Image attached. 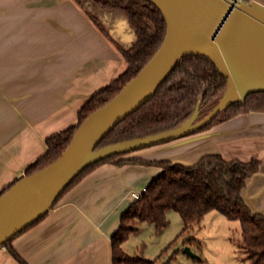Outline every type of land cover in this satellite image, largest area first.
I'll use <instances>...</instances> for the list:
<instances>
[{
    "label": "crops",
    "instance_id": "crops-1",
    "mask_svg": "<svg viewBox=\"0 0 264 264\" xmlns=\"http://www.w3.org/2000/svg\"><path fill=\"white\" fill-rule=\"evenodd\" d=\"M136 38L122 12L91 0L80 6L73 0H0V192L45 152L48 136L75 125L80 107L125 68L110 39L129 49ZM207 154L257 157L259 168L241 196L252 212L264 214V112L123 157L191 165ZM160 173L156 165L101 164L10 245L25 264H112L110 237L132 193L141 194ZM0 264L21 263L2 246Z\"/></svg>",
    "mask_w": 264,
    "mask_h": 264
},
{
    "label": "trees",
    "instance_id": "trees-1",
    "mask_svg": "<svg viewBox=\"0 0 264 264\" xmlns=\"http://www.w3.org/2000/svg\"><path fill=\"white\" fill-rule=\"evenodd\" d=\"M73 1L81 5L79 0ZM91 1L105 10L122 12L135 31L136 41L129 49H123L110 39L123 59L125 68L80 107L75 125L45 139V152L25 169V175L53 162L66 148L78 125L90 113L113 98L147 63L163 40L166 29L164 18L148 0ZM89 17L107 36L97 18L91 15ZM227 83V76L210 59L191 54L182 56L155 93L117 123L101 139L96 149L180 126L198 106L217 98ZM248 112H264V92L250 93L243 102L231 103L192 134L206 131L225 120ZM131 152L133 151L114 154L88 165L68 184L54 203L55 205L85 174L104 163L119 166L156 165L161 168V173L146 185L139 198L134 199L121 214L119 225L110 237L112 264H158L157 259L127 254L121 245L132 231L131 226L146 223L155 232L161 231L168 224L166 213L169 210L179 215L183 223L181 233H185L191 225L199 223L211 211L220 213L228 220H236L239 224L237 248L244 253L248 264H264V214L252 212L241 196L246 179L259 168L260 161L257 157L242 161L227 160L219 154H207L191 165H184L167 160L123 157ZM11 240L3 247L21 264H25L11 247ZM193 242L192 237L185 238V244L191 245Z\"/></svg>",
    "mask_w": 264,
    "mask_h": 264
},
{
    "label": "water",
    "instance_id": "water-1",
    "mask_svg": "<svg viewBox=\"0 0 264 264\" xmlns=\"http://www.w3.org/2000/svg\"><path fill=\"white\" fill-rule=\"evenodd\" d=\"M164 18L163 40L140 71L76 128L61 154L44 168L23 175L0 194V247L43 217L68 184L88 165L191 135L236 101L264 92V4L255 0H148ZM210 59L228 79L209 112L198 107L180 126L96 149L123 118L150 98L184 55ZM135 230V226H131ZM197 257L185 246L183 250Z\"/></svg>",
    "mask_w": 264,
    "mask_h": 264
},
{
    "label": "rangeland",
    "instance_id": "rangeland-1",
    "mask_svg": "<svg viewBox=\"0 0 264 264\" xmlns=\"http://www.w3.org/2000/svg\"><path fill=\"white\" fill-rule=\"evenodd\" d=\"M79 1L82 4L85 0ZM255 1L264 4V0ZM220 95L221 98L223 95L228 96L229 91L225 90ZM219 98L198 107L196 120L209 112ZM166 218L168 224L159 232H155L146 223L136 226L137 229L130 231L122 243V249L129 255L157 259L158 264H248L244 253L236 245L239 238V224L236 220H228L220 213L211 211L199 223L181 233L183 223L179 215L169 210ZM187 237L194 239L191 245L185 244ZM185 246H189L197 257L187 255L183 251Z\"/></svg>",
    "mask_w": 264,
    "mask_h": 264
},
{
    "label": "built area",
    "instance_id": "built-area-1",
    "mask_svg": "<svg viewBox=\"0 0 264 264\" xmlns=\"http://www.w3.org/2000/svg\"><path fill=\"white\" fill-rule=\"evenodd\" d=\"M132 195H133V197L135 198V199H137V198H139V196H140V194H137V193H132Z\"/></svg>",
    "mask_w": 264,
    "mask_h": 264
}]
</instances>
